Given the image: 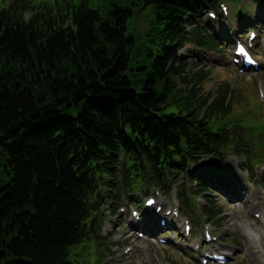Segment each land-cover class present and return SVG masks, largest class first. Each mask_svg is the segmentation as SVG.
<instances>
[{
    "label": "trees",
    "instance_id": "1",
    "mask_svg": "<svg viewBox=\"0 0 264 264\" xmlns=\"http://www.w3.org/2000/svg\"><path fill=\"white\" fill-rule=\"evenodd\" d=\"M125 18L126 11L117 9L109 22L103 21L97 13L82 8L75 18L77 33L71 27L58 31L50 23L18 28L0 21V142L4 140L0 146L12 158L6 168L11 183L0 188V264H68L66 250L78 241L68 239L75 191L72 169L59 156L57 143L52 144L46 129L34 132L27 126L45 103L42 94L54 92L58 99L70 96L67 92L80 74L87 73L88 80L81 78L78 88L86 87L88 81L90 87L97 86L98 74H104L106 88L111 90L101 108L105 115H87L82 128L97 136L86 147L91 152L101 142L97 130L108 129V113L123 110L142 116V108L150 106L143 104L145 100L158 99L152 106L163 101L154 90H147L141 103L128 91L126 82L118 79L127 70L124 32L119 28ZM104 34L107 44L102 41ZM31 48L38 52L36 62ZM149 68L153 72L150 85L169 87L160 62ZM64 79L72 83L61 86ZM49 127L70 125L53 122Z\"/></svg>",
    "mask_w": 264,
    "mask_h": 264
},
{
    "label": "rangeland",
    "instance_id": "2",
    "mask_svg": "<svg viewBox=\"0 0 264 264\" xmlns=\"http://www.w3.org/2000/svg\"><path fill=\"white\" fill-rule=\"evenodd\" d=\"M12 0H0V10L3 8H8L9 5L11 4ZM249 0H244V2H248ZM135 2V0H89V5L92 9H98L101 11L102 14H105L106 10L108 9V7L111 4H119L121 6H130ZM135 10H137L138 8L135 7ZM253 10H257V7L254 6L252 8H249V13H251ZM254 13V12H253ZM264 14V11H263ZM249 16V15H248ZM206 58H202L200 59V64L202 65L201 69L202 72L200 74V76H204L206 74V72L210 69V67L212 65H210L209 68H206V65L208 63H213L214 60V55L209 54V53H204L203 54ZM190 60H192V63H196L194 60V58H190ZM192 69H197V67L195 65L192 66ZM198 70H195V72H197ZM228 73V71H226ZM209 81L211 80V82L207 83L205 85L206 88V92L210 90L211 93H216V92H220L219 89L221 88V84H222V77L221 74L219 73V70L217 71V68L215 70V72L209 76ZM233 84H235V81L233 80ZM181 87H185L184 84L181 85ZM242 101V103H246L245 99L243 98V94L239 95V96H235L234 102L236 104V108L237 109H245L244 105H240L239 106V101ZM249 100L251 103V109H252V115L254 116V119H258L255 121V125H258L260 122H262L263 120V114H264V109H261L260 104L258 103V101L256 100V98L254 97V95H249ZM235 108V109H236ZM1 163V162H0ZM2 170V167H0V171ZM9 181V178H5L3 180L4 183H7ZM229 208V207H228ZM229 221L228 223L230 224L231 227L234 226V220L232 218H228ZM232 221V224H231ZM119 221H117L118 223ZM118 227V226H117ZM236 229V232L239 234V230ZM245 246V243L243 241H238L237 245L234 246L235 250L239 253H242V251H240L241 249H243ZM102 254H103V248L102 246H100L97 243H93L92 244V248L90 251L88 252H80V253H73L72 255V260L76 261V262H80L83 264L86 263H90V264H97L99 261L102 260ZM234 261V260H233ZM247 261V259H246ZM245 264V261L243 262Z\"/></svg>",
    "mask_w": 264,
    "mask_h": 264
},
{
    "label": "snow or ice",
    "instance_id": "3",
    "mask_svg": "<svg viewBox=\"0 0 264 264\" xmlns=\"http://www.w3.org/2000/svg\"><path fill=\"white\" fill-rule=\"evenodd\" d=\"M240 51L242 54H246V53H244V49L242 47H241Z\"/></svg>",
    "mask_w": 264,
    "mask_h": 264
}]
</instances>
